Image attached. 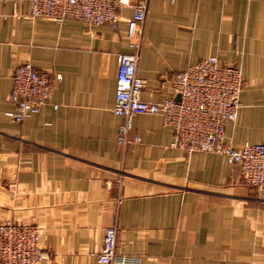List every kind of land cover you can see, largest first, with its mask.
Here are the masks:
<instances>
[{
	"label": "crops",
	"instance_id": "obj_1",
	"mask_svg": "<svg viewBox=\"0 0 264 264\" xmlns=\"http://www.w3.org/2000/svg\"><path fill=\"white\" fill-rule=\"evenodd\" d=\"M29 12V0H0V221L41 227V264H102L112 225L116 252L140 264H264V197L238 164L172 146L160 114L133 116L140 142L117 141L118 55L132 51V9L121 8L117 28ZM210 55L243 72L228 144L264 142V0H148L143 99L172 95L175 72ZM21 63L47 73L53 93L17 123L9 96Z\"/></svg>",
	"mask_w": 264,
	"mask_h": 264
},
{
	"label": "built area",
	"instance_id": "obj_2",
	"mask_svg": "<svg viewBox=\"0 0 264 264\" xmlns=\"http://www.w3.org/2000/svg\"><path fill=\"white\" fill-rule=\"evenodd\" d=\"M29 5L31 18L44 16L58 23L75 18L87 26L108 24L112 28L118 27L121 8L129 6L132 14L127 20V37L132 51L118 55L116 101L112 109L123 119L117 141L124 146L140 142L141 136L132 133L133 116L160 114L164 123L174 129L172 146L188 154L224 155L228 163L240 166L246 182L258 196L264 197V142H245L234 147L228 144L226 136L227 125L237 120L241 106L244 79L238 65L221 63L215 55L207 56L175 72L172 95L148 101L142 97L146 81L137 74L148 0H29ZM12 79L9 98L15 107L9 115L22 123L52 97V83L47 73L30 63L18 64ZM116 243V227H106L97 251L100 263L140 264L138 258L118 254ZM47 256L38 224L11 218L0 221V264H41Z\"/></svg>",
	"mask_w": 264,
	"mask_h": 264
},
{
	"label": "water",
	"instance_id": "obj_3",
	"mask_svg": "<svg viewBox=\"0 0 264 264\" xmlns=\"http://www.w3.org/2000/svg\"><path fill=\"white\" fill-rule=\"evenodd\" d=\"M179 97H180V96L178 95V96H177V99H178Z\"/></svg>",
	"mask_w": 264,
	"mask_h": 264
}]
</instances>
